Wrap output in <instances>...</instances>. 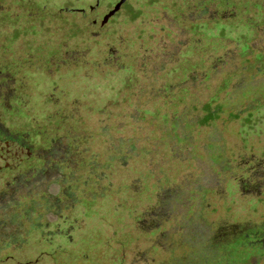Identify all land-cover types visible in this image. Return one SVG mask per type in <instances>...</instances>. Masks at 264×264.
Segmentation results:
<instances>
[{"label":"rangeland","instance_id":"1","mask_svg":"<svg viewBox=\"0 0 264 264\" xmlns=\"http://www.w3.org/2000/svg\"><path fill=\"white\" fill-rule=\"evenodd\" d=\"M63 1L66 0L54 3L64 5ZM125 1L111 0L110 6L119 11ZM203 2L204 10L200 9ZM256 4H262L263 10L255 8ZM136 6L142 7L141 12H128L130 19L122 15L125 24L120 23L115 34L108 37L111 42L102 37L104 44L108 41L119 51H112L114 64L103 67V77L85 78L84 72H79L63 78L48 79L43 75L31 78L34 89L32 100L28 101L29 111L49 107L46 98L53 94L60 102L68 101L75 110L87 113L91 123L88 129L96 141L100 127L95 120L103 119V199L96 200L88 219L82 207L72 212L79 221L76 225L83 227L72 231L71 243L70 224L74 219L65 222L55 218L54 215L69 213L63 211L64 207L60 209L61 203L56 204L58 186L51 175L32 171L18 177L16 183L0 192V264L7 262L8 256L20 264L37 262L44 250L52 249L61 252L46 263L39 260L42 262L38 264H67L62 250L72 245H82L84 253L68 256L75 259L74 264H81V257L89 264H264V189L254 184H260V176L249 171L255 165L247 168L241 165L226 175L218 195L210 188L194 192L192 183L207 175L210 181L213 177L200 158L212 160L208 136L215 132L205 125L202 112L184 111L193 103L204 104L218 88L225 87L220 96L225 99L223 110L235 111L232 117L220 122V129L237 141L241 148L236 150L237 156L245 154L248 160L247 148L260 158L257 151L264 146V108L255 110L253 105L242 104L248 91L255 90L245 87L247 79L242 72L249 59L244 55V40L254 38L258 45L264 39V25L259 26L264 24V0H158L154 5L136 2L133 7ZM164 8H176L177 12ZM200 22L203 23L199 24L197 34L190 32L192 24ZM84 38L88 37L80 35L73 41ZM121 53L125 61L134 59L132 74L136 78L130 79L131 73L118 67ZM183 60L186 61L182 73L175 74V67ZM169 71L172 73L167 75ZM168 86L173 87L169 98L164 93ZM126 87L136 93L130 103L154 111L160 108L159 114H167L168 123L163 126L159 119L138 122L135 114L136 127L130 120L135 107H127L118 116L116 107L101 114L105 104L116 102L118 92ZM230 91L233 94L228 97L226 92ZM178 95L179 105L169 109L159 106L177 102ZM146 135L153 136V142L163 138L167 144L161 149L164 156L152 153L133 157L137 154L132 149L133 141L129 140L133 137L139 138L140 147L151 145L150 149H154L152 143L145 142ZM193 150L198 153L194 155ZM137 167L141 173H137ZM147 171L155 176L144 177ZM184 185L188 186L186 190ZM94 189L98 191L97 187ZM135 192H142L138 204ZM149 197L152 201L147 200ZM206 198L219 203L217 207L206 208L204 223H185L184 216H192L189 210L196 200ZM151 208L156 220L153 232L156 240L161 239L155 249L150 248L152 242L145 232L140 234L137 230V220L146 218ZM23 218L32 225V231L28 229L30 225L24 228Z\"/></svg>","mask_w":264,"mask_h":264},{"label":"flooded vegetation","instance_id":"2","mask_svg":"<svg viewBox=\"0 0 264 264\" xmlns=\"http://www.w3.org/2000/svg\"><path fill=\"white\" fill-rule=\"evenodd\" d=\"M66 1H63L64 5H58L54 3V0H0V142H14L28 152V157L21 166L0 172V192L4 187L7 189L6 186L16 183L18 177H24L28 172L36 171L42 176L51 175L52 180L58 186L55 194L56 204L61 203L62 206L58 205L60 209L62 210V207H64L63 211L69 213L66 215L60 213L54 216L65 222H68L69 218L74 219L70 224L69 235V240L72 243V231L76 227L78 229L83 227V225H76L79 221H76V217L73 216L72 212L75 211L76 207H82L85 213L84 217L88 219L91 216L93 206L97 204L96 200L98 198L103 199V119L99 118L95 120L97 123L94 122L100 127L99 140L96 141V138H93V132L88 129V127H91V123L90 119L86 118L87 113L75 110L74 104H69L68 101L66 103L60 102L61 100L54 97L53 94L46 98L50 104L49 107L39 111H29L28 101L29 99L32 100L31 95L34 89L31 78L43 75L48 79H55L79 72H84L85 78L93 75L103 77V67L106 68L114 64V61L111 60L114 55L112 51L119 52L112 48L113 46L108 42L112 40L108 37L115 34L121 24H125L121 21V16L130 19L126 15L128 12H141L142 7H133L136 2L141 3V5L144 2L154 5L158 0H126L119 11L113 10V7L110 6L111 0ZM203 5H205L204 2L200 9ZM255 8L259 11L263 10L262 4H256ZM202 9L204 10V7ZM164 11L176 14L174 12L176 8H164ZM114 19L116 20L114 21ZM199 24L202 23L192 24L190 32L197 34ZM261 25L264 24H259V26ZM256 27L255 24L253 28ZM80 35L88 38L74 42L73 39ZM102 37L108 40L105 44ZM259 42L260 44L257 45L254 38L244 40L246 45L244 55L248 56L249 59L245 70L242 72L244 78L247 79L245 87L247 89L255 87V90L248 91L247 99L242 104H245V106L246 104L253 105L255 110L264 108V39H260ZM257 47H260V49L256 50ZM124 58L122 53L121 55L118 54V67L131 73L130 79L136 78L132 74L135 68L134 59L125 61ZM184 61L186 60L180 61L175 67V74L182 73ZM113 69L111 67L110 72ZM166 73L170 75L169 73L172 72ZM248 74H250V78ZM129 87L118 92L119 99L116 102L105 104L104 108L100 110L101 114L111 107H116L119 111L116 114L118 116L127 107H135L134 115L130 118L134 123L137 121L145 123L148 120L159 119L161 124L165 126L168 123L166 122L168 116L165 113L159 114L160 108L155 112L153 108H142L140 105L129 102L136 96V93L131 92ZM172 88L171 86L165 88L164 93H167V98L171 97ZM225 91V87H220L204 104L193 103L189 108L184 109V111L202 112V118L206 120L205 125L210 126L215 132L212 136H208L210 141L207 147L211 149L212 160L209 162L203 159L204 157L200 158L207 165L210 170L209 173L213 177L210 181L207 175L205 179H201L196 184L192 183L193 191L196 193L197 191L202 193L203 190H207L206 188H210L216 191L218 195V191L222 187L221 184L226 180V175L234 173L241 165L247 168L248 165L251 166L252 164L255 166H252V170L249 171H253L254 174L260 176L259 179L261 180L260 184L255 182L254 184L258 188L264 189V146L257 151L259 152L257 156L261 155L260 158H257L253 152L246 148L250 158L245 160V154L244 157L236 154V150L239 151L241 148L236 144L235 138L223 134L220 129V122H223L225 118L232 117L235 111L230 110L231 113L224 112L222 106L225 99L222 100L220 96ZM232 94L231 91L226 92L228 97ZM175 99L178 100L175 103L166 102L159 106L167 109L172 105L177 106L180 104V95L176 96ZM135 114L138 115L137 121L133 118ZM220 132L222 133L220 134ZM146 138L145 142L152 143L153 150L150 149L151 145H149V148H146V146L140 147L139 138L129 139L133 141L132 149H135L133 152L137 153L133 157L138 158L141 154L150 156L152 153L164 156L161 149L167 144L163 143L165 142L163 138H158L156 142L151 140L153 136L146 135ZM192 153L196 155L198 152L193 150ZM253 157L257 158L256 161L252 160ZM136 169H138L137 173H141L139 167ZM149 174L151 177L152 175L155 176V174L147 171L144 177H149ZM221 174L223 177H221ZM229 180L230 177L226 182ZM91 185L97 187L98 191L94 187L90 190L88 187ZM184 186V190H186L188 186ZM143 189H147L145 183ZM94 190L96 191L94 192ZM135 195L137 197L134 200L138 204L141 201L142 192H135ZM150 198L147 200L152 201ZM212 199L206 198L199 201L197 199L189 210L192 216H184L185 223L192 221L193 225L203 224L206 218L204 215L206 208H210V205L217 207L219 203L218 200L211 203ZM47 200L49 199L47 198ZM185 202L187 205L186 199ZM154 213V208H151L146 218L137 220V230L140 234L145 232L144 234L147 235L149 242H152L150 246L152 249H155L156 245L161 243V239L156 240L153 232L156 224ZM38 217L40 218L42 215ZM23 219L24 228L26 225H30L28 229L32 231V225L27 218ZM57 231L59 232V228ZM80 236L90 238L85 235ZM139 237L140 235H137L136 239H139ZM83 244H86V242ZM82 247V245H72L62 250L66 255L65 263L74 264L75 259L68 256H82L84 254ZM121 248L126 253V247L123 245ZM59 252L61 251L58 249L44 250L37 262L29 263L38 264L42 262L39 260H44L43 262L46 263L57 257L60 254ZM43 255L47 257L43 258ZM83 258L81 257L82 260ZM102 258L103 254L100 258L103 262ZM7 260L9 264H15L12 260L19 263L11 256H8ZM82 260L81 264H89L87 261ZM7 262H3V264Z\"/></svg>","mask_w":264,"mask_h":264},{"label":"water","instance_id":"3","mask_svg":"<svg viewBox=\"0 0 264 264\" xmlns=\"http://www.w3.org/2000/svg\"><path fill=\"white\" fill-rule=\"evenodd\" d=\"M28 152L25 148L14 142H0V172L6 169H16L27 159ZM47 257L43 255V258ZM15 264V260H12ZM32 264V263H29Z\"/></svg>","mask_w":264,"mask_h":264},{"label":"trees","instance_id":"4","mask_svg":"<svg viewBox=\"0 0 264 264\" xmlns=\"http://www.w3.org/2000/svg\"><path fill=\"white\" fill-rule=\"evenodd\" d=\"M200 23H203V22H200Z\"/></svg>","mask_w":264,"mask_h":264}]
</instances>
